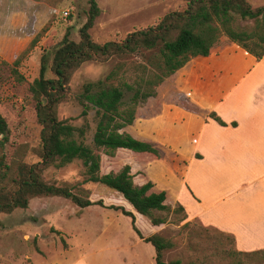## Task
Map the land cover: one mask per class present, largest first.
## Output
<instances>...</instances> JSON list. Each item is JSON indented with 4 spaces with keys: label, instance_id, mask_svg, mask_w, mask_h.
Listing matches in <instances>:
<instances>
[{
    "label": "rangeland",
    "instance_id": "rangeland-1",
    "mask_svg": "<svg viewBox=\"0 0 264 264\" xmlns=\"http://www.w3.org/2000/svg\"><path fill=\"white\" fill-rule=\"evenodd\" d=\"M95 1L100 15L89 33L99 44L120 42L134 30L149 28L169 14L182 13L187 3L186 0ZM246 1L252 8L264 5V0ZM88 10L85 0H0V117L8 131L7 141L0 146V158L10 168L0 187L8 192L14 189L12 180L18 179L20 165H31L38 160L41 128L28 87L39 77L42 57H45L44 65L49 68L52 53L64 37L79 42V30L87 20ZM251 25L249 21L237 23L239 28ZM34 40L36 43L30 47ZM18 58L19 64L15 69L24 79L20 83L11 75L12 64ZM144 61L140 54H136L125 60L113 58L105 63L83 64L69 81V95L58 108L59 119H67L73 126L81 127L84 121L80 117L82 108L78 97L84 85L104 80L119 63L127 66ZM50 76L48 70L45 77ZM127 81L131 83L132 79ZM130 96L125 92V103L129 102ZM153 114L152 107L149 115ZM139 118L135 116V120ZM86 122L89 129L84 142L90 146L95 129L93 110L89 111ZM135 126L138 131L139 121ZM159 149L162 152L159 161L148 156L143 161L121 151L116 152L113 159L102 155L100 175L129 165L133 173L140 171L158 188L170 191L168 209L153 212L154 216L165 219L154 234L171 245L163 252L164 262L180 260L182 264H232L224 257L223 251L264 250V235L255 232L258 228L254 230L258 216H264V180H257L264 170H240L246 174V187L241 186L240 182L244 180H238L234 170L225 175V181L221 180L223 176L218 179L221 184L211 177L209 180L214 191L209 195L205 193V197H200L203 203L199 201L196 204L188 196L189 185L178 188L187 164L186 158ZM84 172L81 162L74 161L61 168L49 167L41 178L47 184L68 186L75 194L90 200L102 199L107 205L119 204L118 196L104 186L86 182ZM142 182L140 176H135L136 186H141ZM198 183L201 188L208 187L206 181ZM178 204L190 217L197 215L198 219L188 218L184 211H174ZM219 223L235 230L239 241L235 235L217 227ZM219 233L231 234L235 244ZM137 241L130 220L121 213L97 206L80 209L60 197L34 198L26 209L0 213V264H154L151 245ZM242 262L264 264V259Z\"/></svg>",
    "mask_w": 264,
    "mask_h": 264
},
{
    "label": "trees",
    "instance_id": "trees-1",
    "mask_svg": "<svg viewBox=\"0 0 264 264\" xmlns=\"http://www.w3.org/2000/svg\"><path fill=\"white\" fill-rule=\"evenodd\" d=\"M85 1L89 10L87 20L79 30V42L64 37L52 53L49 68L42 57L39 77L28 87L41 128L38 160L31 165H20L18 179L12 180L13 191L0 187V213L26 209L30 200L39 197H60L80 209L97 206L112 210L128 218L136 237L151 245L154 264H182L180 260L163 261V252L171 245L154 234L165 219L154 216L153 212L168 209L169 191L157 189L146 174L133 173L129 165L100 175L101 156L113 159L115 153L121 151L143 161L146 156L159 161L162 152L157 146L139 141L125 131L133 124L138 108L148 99L155 98L158 87L191 59L207 57L224 45L235 44L257 61L261 60L264 57V5L252 8L246 0H186L182 13L169 14L149 28L134 30L120 42L99 44L89 31L100 15V8L95 0ZM248 21L251 26L237 27L238 22ZM35 43L32 41L30 47ZM136 54L145 61L127 66L119 63L104 80L84 85L78 97L82 108L80 117L84 121L81 127L73 126L67 119H59L58 108L69 95V81L77 69L85 63H105L113 58L125 60ZM19 58L12 64L11 75L20 83L24 79L15 69ZM48 70L51 76L46 78ZM128 78L132 79L131 83ZM125 92L131 94L128 103L124 102ZM90 110L95 113V129L89 146L84 140L89 129L86 117ZM209 117L220 126H226L214 114ZM7 135L6 123L0 117V146L7 141ZM74 161H80L84 167L86 182L104 186L118 196L119 204L107 205L102 199L93 201L75 194L68 186L47 184L41 178L49 167L61 168ZM9 169L0 158V183L7 177ZM135 176L142 178L141 186L134 184ZM178 210L184 211V208L178 204L174 211ZM222 236L235 244L231 234ZM63 246L66 247L64 243ZM223 252L227 260L236 264L264 259V250Z\"/></svg>",
    "mask_w": 264,
    "mask_h": 264
},
{
    "label": "crops",
    "instance_id": "crops-1",
    "mask_svg": "<svg viewBox=\"0 0 264 264\" xmlns=\"http://www.w3.org/2000/svg\"><path fill=\"white\" fill-rule=\"evenodd\" d=\"M152 107L154 114L150 116ZM210 114L226 126H220ZM137 115L140 118L125 131L139 141L186 158L178 188L189 185L188 196L194 203H203L200 197L214 191L211 177L217 182L223 176L221 180L225 181L232 170L238 180H244L241 186L246 187V174L240 170H264V57L257 61L235 44L215 49L207 57H195L167 78L158 87L156 97L138 108ZM257 180L262 182L264 173H259ZM199 181H206L208 187L201 188ZM186 216L198 219L197 215ZM263 217L258 216L259 222L256 218L257 234L264 235ZM217 227L236 233L223 223Z\"/></svg>",
    "mask_w": 264,
    "mask_h": 264
}]
</instances>
